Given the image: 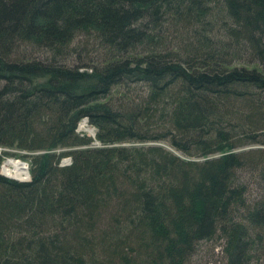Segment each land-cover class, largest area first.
Segmentation results:
<instances>
[{"label": "trees", "instance_id": "trees-1", "mask_svg": "<svg viewBox=\"0 0 264 264\" xmlns=\"http://www.w3.org/2000/svg\"><path fill=\"white\" fill-rule=\"evenodd\" d=\"M213 1L0 0V145L43 151L29 181L0 174V264H183L217 233L226 264L264 256V195L249 207L237 176L264 182V150L236 151L264 143V0H217L224 38ZM90 44L100 59L67 65ZM139 83L140 102H113ZM143 123L183 157L117 145Z\"/></svg>", "mask_w": 264, "mask_h": 264}, {"label": "rangeland", "instance_id": "rangeland-1", "mask_svg": "<svg viewBox=\"0 0 264 264\" xmlns=\"http://www.w3.org/2000/svg\"><path fill=\"white\" fill-rule=\"evenodd\" d=\"M210 7L212 8L211 13L208 15V20L211 21L212 23V32H209L208 34L210 36H217V37H222L224 38V30L219 28V25L223 24L224 21L228 20L226 17H224V13L221 10L219 2L217 0H214L213 2H210ZM166 27L164 28L163 34L159 33L158 36H160V42L165 43V41H171L174 39L176 36H178V32L180 29H178V26H174V24L170 25H165ZM80 40H84L83 37H77L74 39L73 43L70 45V47L67 48V53L69 52L70 48L76 47L78 42ZM92 42V41H91ZM167 42V43H168ZM173 44L175 41H172ZM175 45V44H174ZM176 47V46H175ZM88 50H80L78 53L73 52L71 55L66 56L65 61L68 65H73V64H81V63H88L89 59L93 60H98L102 55L99 54L100 50L97 48V51H94L95 46L93 44H90V46L87 48ZM145 49H148L147 45H143L140 49H137V51H143ZM33 51H36L34 54H37L39 56L40 51L36 49H32ZM92 50V51H91ZM45 54V53H44ZM78 54V55H77ZM119 91V92H117ZM114 103H117L120 105L121 101L124 103L128 104L129 102L132 103H138L147 94V89L144 85L142 84H134L130 85L128 88H123L120 90V88H117L114 91ZM85 120L86 122V127L91 128L93 130L94 135H90V133L85 130L79 128V124ZM160 125V124H159ZM159 125H145L144 123L140 127L141 129V135L144 136L147 140L140 142V141H135V140H130L124 143H120L117 145L124 146V147H148V146H160L164 150H167L169 152H172L180 157H183V154L180 151H177L175 148H173L170 144L169 138H164V139H154L160 134L164 133L162 132L164 129L160 128ZM165 128V127H164ZM76 132L80 136L88 137L92 139V142L89 144L92 147H99L101 146L96 140H95V134H96V128L88 123V120L85 118H82L76 128ZM262 141H264V136L260 137ZM6 150V151H5ZM62 148L56 149V153L61 151ZM255 151L259 152L264 150V143H252L249 145H245L243 147H240L236 149V151L240 152H246V151ZM9 154L6 156L5 153ZM43 153V151H38V152H30V151H25V150H19L16 148H0V157H1V162H0V174L4 176L1 172V166L3 162L5 161L6 158H18L25 162L27 164L28 168V178L25 181H29L31 178L30 175V167H31V155L33 154H40ZM69 165L71 164V158L70 157H63L60 160V165ZM237 176H238V184H242L246 190V203L249 207H252L253 202L256 200H259L262 195H264V182L260 179V176L258 174V170H252L249 168H244L242 170L237 171ZM6 177V176H4ZM8 178V177H7ZM11 179V178H10ZM14 180V179H13ZM18 181V180H17ZM224 247V239L221 238L218 233L211 239L207 240H201L197 242L194 245L192 253L185 259L183 264H226V258L224 255L223 251ZM253 258L249 264H263V258L264 256L261 255L260 257L258 256V253L253 254Z\"/></svg>", "mask_w": 264, "mask_h": 264}, {"label": "bare ground", "instance_id": "bare-ground-1", "mask_svg": "<svg viewBox=\"0 0 264 264\" xmlns=\"http://www.w3.org/2000/svg\"><path fill=\"white\" fill-rule=\"evenodd\" d=\"M68 65V64H67ZM86 122L85 120H83L80 124H79V128H83L85 130H87L90 135H94L93 134V130L91 128H87L86 127ZM0 148H10V147H4L0 145ZM6 151V150H5ZM9 154L5 153V155L7 156ZM1 158V157H0ZM61 166H65L61 165ZM28 168H27V164L25 162H23L22 160L18 159V158H6L5 161L3 162L2 166H1V172L4 176L8 177V178H13L14 180H18V181H24L27 180L28 178Z\"/></svg>", "mask_w": 264, "mask_h": 264}, {"label": "water", "instance_id": "water-1", "mask_svg": "<svg viewBox=\"0 0 264 264\" xmlns=\"http://www.w3.org/2000/svg\"><path fill=\"white\" fill-rule=\"evenodd\" d=\"M86 119V118H85ZM13 179V178H12Z\"/></svg>", "mask_w": 264, "mask_h": 264}]
</instances>
